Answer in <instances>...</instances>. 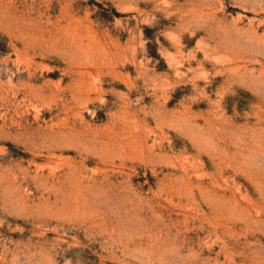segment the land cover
Masks as SVG:
<instances>
[{
  "label": "rangeland",
  "instance_id": "374dc122",
  "mask_svg": "<svg viewBox=\"0 0 264 264\" xmlns=\"http://www.w3.org/2000/svg\"><path fill=\"white\" fill-rule=\"evenodd\" d=\"M0 264H264V0H0Z\"/></svg>",
  "mask_w": 264,
  "mask_h": 264
}]
</instances>
